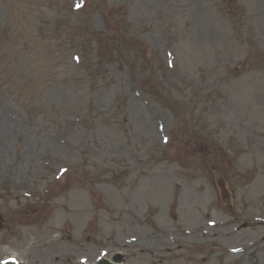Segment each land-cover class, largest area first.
I'll use <instances>...</instances> for the list:
<instances>
[{
    "label": "rangeland",
    "instance_id": "1",
    "mask_svg": "<svg viewBox=\"0 0 264 264\" xmlns=\"http://www.w3.org/2000/svg\"><path fill=\"white\" fill-rule=\"evenodd\" d=\"M0 212V264H264V0H0Z\"/></svg>",
    "mask_w": 264,
    "mask_h": 264
},
{
    "label": "water",
    "instance_id": "2",
    "mask_svg": "<svg viewBox=\"0 0 264 264\" xmlns=\"http://www.w3.org/2000/svg\"><path fill=\"white\" fill-rule=\"evenodd\" d=\"M4 222L2 221L1 217H0V229L3 227ZM114 263H112L111 261H107V260H102L99 264H119L120 262H122V256L119 254L117 255L114 259H113Z\"/></svg>",
    "mask_w": 264,
    "mask_h": 264
},
{
    "label": "bare ground",
    "instance_id": "3",
    "mask_svg": "<svg viewBox=\"0 0 264 264\" xmlns=\"http://www.w3.org/2000/svg\"><path fill=\"white\" fill-rule=\"evenodd\" d=\"M200 13V12H199ZM178 187L176 186L174 191L172 190L171 191V197L173 196V200L171 201L172 202V205H175V200L177 199V194H178ZM264 222V220H262ZM262 240H264V236L262 237Z\"/></svg>",
    "mask_w": 264,
    "mask_h": 264
}]
</instances>
